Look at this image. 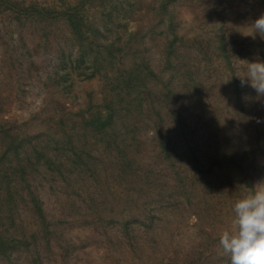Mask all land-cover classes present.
Here are the masks:
<instances>
[{
	"label": "rangeland",
	"instance_id": "374dc122",
	"mask_svg": "<svg viewBox=\"0 0 264 264\" xmlns=\"http://www.w3.org/2000/svg\"><path fill=\"white\" fill-rule=\"evenodd\" d=\"M33 5L62 14L50 18L27 11ZM72 8L82 22L69 16ZM261 15L264 0H0V157L6 130L29 135V150L48 135L78 133L92 145L95 139L82 127L81 113L95 111L106 96L111 99L119 82L115 78L145 62L153 70L148 79L153 97L145 102L146 111H152L151 99L161 96L162 82L171 78L164 52L172 41L201 87L220 96L227 111L220 139L226 131L231 146L235 143L231 151L244 155L248 148L240 179L234 168L224 165L219 173L206 172L211 180L194 181L190 197L178 192L165 198L145 196L142 205L156 207L149 216L141 211L130 217L128 231L116 215L99 228L78 197L80 219L91 222L75 225L71 218L58 217L63 222L55 227L50 249L37 243L44 264H231L220 236L235 230L234 204L264 182V97L240 81L247 62H264V37L251 27ZM220 40L234 70L223 66L217 55ZM205 53L216 56L207 58ZM232 78L240 83L244 107L233 97ZM205 123L207 130L203 124L198 129L208 137L217 128L211 108ZM104 147L97 145L96 153ZM43 195L53 214L55 192ZM14 256L20 264L27 261L25 252L16 250Z\"/></svg>",
	"mask_w": 264,
	"mask_h": 264
},
{
	"label": "trees",
	"instance_id": "16d2710c",
	"mask_svg": "<svg viewBox=\"0 0 264 264\" xmlns=\"http://www.w3.org/2000/svg\"><path fill=\"white\" fill-rule=\"evenodd\" d=\"M73 10L69 16L82 22ZM27 11L50 18L62 14L35 5ZM217 45L222 65L233 69L224 41ZM165 49L164 65L170 68L171 78L162 82L161 96L151 99L152 111H146L149 106L145 102L153 97V87L148 84L153 70L145 62L115 78L119 82L111 99L106 96L95 111L81 113L82 127L95 139L92 145L84 143L78 133L48 135V140L39 139L29 150L25 146L29 135L10 130L2 135L6 147L0 157L4 162L0 165V264H20L14 256L16 250L27 254L25 264H44L37 243L43 242L50 249L55 227L60 228L63 222L60 218H71L75 225L91 222L80 219V198L99 228L116 215L128 231L130 217L141 211L149 216L156 207L145 208L141 203L145 196L165 198L178 192L190 197L194 181L211 180L206 172L217 169L219 173L226 165L236 170L239 179L245 173L248 148L244 155L233 152L231 135L225 131V139H220L218 134L227 114L220 106V96L201 87L173 41ZM211 54L205 53L207 58ZM231 83L233 97L244 107L240 83L236 78ZM209 108L215 111L217 128L207 137L201 128L209 125L205 123ZM200 124L203 127L198 129ZM99 144L105 147L96 153ZM7 159H11L9 165ZM50 192H55L57 199L53 214L48 213L43 195Z\"/></svg>",
	"mask_w": 264,
	"mask_h": 264
},
{
	"label": "clouds",
	"instance_id": "9594fccd",
	"mask_svg": "<svg viewBox=\"0 0 264 264\" xmlns=\"http://www.w3.org/2000/svg\"><path fill=\"white\" fill-rule=\"evenodd\" d=\"M251 27L254 34L264 37V15ZM240 81L242 87L250 86L258 97H264V62H247L246 75ZM233 213L235 230L221 234L220 246L230 255L231 264H264V182L239 199Z\"/></svg>",
	"mask_w": 264,
	"mask_h": 264
}]
</instances>
